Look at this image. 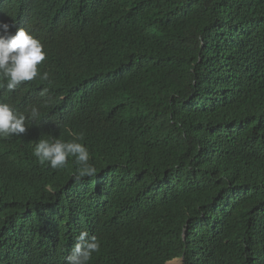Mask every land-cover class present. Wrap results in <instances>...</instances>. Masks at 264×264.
Returning a JSON list of instances; mask_svg holds the SVG:
<instances>
[{
  "label": "trees",
  "instance_id": "16d2710c",
  "mask_svg": "<svg viewBox=\"0 0 264 264\" xmlns=\"http://www.w3.org/2000/svg\"><path fill=\"white\" fill-rule=\"evenodd\" d=\"M44 46L0 101V264H264V0H0ZM3 82V81H0ZM37 116L31 117V110ZM82 135V140L77 137ZM40 140L79 142L52 169Z\"/></svg>",
  "mask_w": 264,
  "mask_h": 264
},
{
  "label": "clouds",
  "instance_id": "9594fccd",
  "mask_svg": "<svg viewBox=\"0 0 264 264\" xmlns=\"http://www.w3.org/2000/svg\"><path fill=\"white\" fill-rule=\"evenodd\" d=\"M7 15H0V81H3L0 82V88L11 92L23 85L22 83L33 81L38 76L41 80H48V73L41 74L38 69L39 65L43 67L46 59L43 44L24 28L10 30L3 21ZM37 114V109L33 108L31 117L35 118ZM25 120L24 114L14 112L9 104L0 101V139L24 136L27 130ZM82 139V135L77 137V140ZM34 155L41 164L47 162L52 169L65 167L69 157H75L76 163L81 166L78 178L91 176L96 171L89 164L88 149L79 142L40 140L34 148ZM75 239L76 243L67 257V264H88L93 253L100 251V242L96 236L89 237L83 231Z\"/></svg>",
  "mask_w": 264,
  "mask_h": 264
},
{
  "label": "rangeland",
  "instance_id": "374dc122",
  "mask_svg": "<svg viewBox=\"0 0 264 264\" xmlns=\"http://www.w3.org/2000/svg\"><path fill=\"white\" fill-rule=\"evenodd\" d=\"M170 264H180V262L176 260V261L171 262Z\"/></svg>",
  "mask_w": 264,
  "mask_h": 264
}]
</instances>
